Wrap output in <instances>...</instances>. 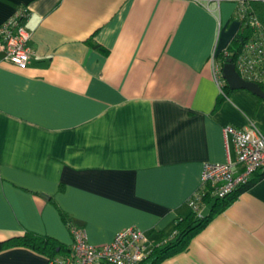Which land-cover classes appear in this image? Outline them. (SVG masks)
I'll return each instance as SVG.
<instances>
[{
  "label": "crops",
  "instance_id": "obj_1",
  "mask_svg": "<svg viewBox=\"0 0 264 264\" xmlns=\"http://www.w3.org/2000/svg\"><path fill=\"white\" fill-rule=\"evenodd\" d=\"M236 6L0 0V27L27 9L31 49L24 68L0 49V243L29 231L69 248L62 212L93 245L126 227L153 245L172 236L203 165L235 161L223 129L264 130V99L220 93L212 76V56L222 65L240 29ZM249 10L264 25V1ZM259 83L264 91V74ZM0 264L48 260L12 247L0 249ZM160 264H264V175Z\"/></svg>",
  "mask_w": 264,
  "mask_h": 264
},
{
  "label": "built area",
  "instance_id": "obj_2",
  "mask_svg": "<svg viewBox=\"0 0 264 264\" xmlns=\"http://www.w3.org/2000/svg\"><path fill=\"white\" fill-rule=\"evenodd\" d=\"M234 1L237 18L240 23L248 21L252 32L246 36L231 62L243 79L257 83L264 74V25L249 10L252 0ZM27 15V9L22 8L0 27L3 59L18 68H24L31 55L29 34L23 25ZM225 55L228 56L227 52ZM211 62L213 79L219 92L223 93L226 83L221 74L222 65L213 56ZM223 133L226 141L228 136L231 137L236 158L234 162L228 159L203 165L200 185L187 200L191 211L198 217L203 214L204 196L224 198L244 185L253 173L264 169V130L249 123L241 128L227 126ZM69 230L72 240L68 252L48 260V264H139L153 247L145 233L136 227L121 229L109 242L100 245L88 241L83 227L70 225Z\"/></svg>",
  "mask_w": 264,
  "mask_h": 264
},
{
  "label": "trees",
  "instance_id": "obj_3",
  "mask_svg": "<svg viewBox=\"0 0 264 264\" xmlns=\"http://www.w3.org/2000/svg\"><path fill=\"white\" fill-rule=\"evenodd\" d=\"M251 32L252 29L250 28L248 21L247 23L242 21L240 23L239 31L234 36L230 46L226 50L228 56L223 55L222 59L224 62H226L228 59L234 60L244 39H246V36L250 35ZM91 45L100 48V45ZM257 83L260 85L259 81ZM260 87L262 86L260 85ZM227 88L228 87L224 85V90L226 92ZM263 175L264 172L261 174H254L252 178H250L244 185L240 186L237 190L224 198H212L208 197V195L204 196V204H211L210 212L207 214H202L201 217H198L196 213L191 211L186 217L177 218L174 222L172 236L161 243L153 245L147 258L139 264H160L164 259L184 251L188 247L191 239L206 226L213 215L221 212L236 198L240 191L249 187ZM61 218L68 227L73 225L71 224L70 218L63 212L61 214ZM12 247H25L31 249L32 251L44 255L47 260L53 259L58 255H62L69 250V248H66L52 237L32 233L29 231L24 232V234L20 236L12 237L0 243V249Z\"/></svg>",
  "mask_w": 264,
  "mask_h": 264
},
{
  "label": "water",
  "instance_id": "obj_4",
  "mask_svg": "<svg viewBox=\"0 0 264 264\" xmlns=\"http://www.w3.org/2000/svg\"><path fill=\"white\" fill-rule=\"evenodd\" d=\"M221 74L229 89H246L256 96L264 99V91L256 82L243 79L235 70L231 59H228L222 64Z\"/></svg>",
  "mask_w": 264,
  "mask_h": 264
}]
</instances>
